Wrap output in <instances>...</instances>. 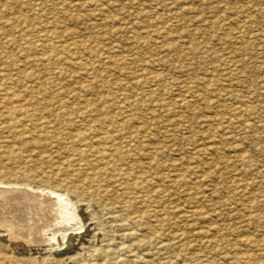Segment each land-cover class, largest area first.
Here are the masks:
<instances>
[{"label": "rangeland", "instance_id": "rangeland-1", "mask_svg": "<svg viewBox=\"0 0 264 264\" xmlns=\"http://www.w3.org/2000/svg\"><path fill=\"white\" fill-rule=\"evenodd\" d=\"M0 1V95L52 100L0 181L74 213L0 264H264V0Z\"/></svg>", "mask_w": 264, "mask_h": 264}, {"label": "bare ground", "instance_id": "bare-ground-1", "mask_svg": "<svg viewBox=\"0 0 264 264\" xmlns=\"http://www.w3.org/2000/svg\"><path fill=\"white\" fill-rule=\"evenodd\" d=\"M1 2L2 1H0V4H1ZM19 17H20V15H19ZM52 23H53V21H52ZM11 24L15 25L14 23H11ZM48 24L50 25V23H48ZM44 27H46V26H44ZM47 27H48V25H47ZM47 27H46V29H47ZM51 29H54V28H51ZM52 31H54V30H52ZM18 33H19V31H18ZM21 34H22V32H21ZM50 35H52V34L50 33ZM43 36H44V34L42 35V37ZM45 36H46V34H45ZM47 38L44 37V39H47ZM23 42H22V44H23ZM30 44H32V43H30ZM27 45L29 46V44H27ZM32 46L33 45H30L31 48H32ZM9 48H10V46H9ZM50 48H51V46H50ZM32 52H34V51H31V53ZM40 56H42V55L40 54ZM47 58L49 60L52 57L49 55V57H47ZM6 62L8 64L12 63V62L9 63L8 60H6ZM7 63H6V65H7ZM5 69H7V68H5ZM4 73L5 72H3L1 74H4ZM64 75H62V76H64ZM5 80H6V78H5ZM8 82H10V81H8ZM6 84H8V83H6ZM13 85H15V84H13ZM2 87H0V88H2ZM20 87H22V86H20ZM5 88H7V87L5 86ZM16 88H14V89L12 88L11 91L3 88V90H4V92L2 93L3 96L0 95L1 96L0 97V107L2 109V114L5 117V119L3 118V122H5V124H6L5 126L4 125H2V126H4L3 128H5V130L8 128L9 132L11 131V129H15L18 125L21 126V124H23L24 122L31 120V116L34 114V112L36 110H39L40 107L47 105L50 101L52 102V100L41 99V98H37L35 96H31L29 98V97H27L28 95L27 96L24 95L26 97H21V95L19 94V92L21 90L18 87L19 91L16 92ZM26 91H27V89L25 90V94H26ZM29 91L32 93V90H29ZM49 95H51V94H49ZM49 95H47V96H49ZM47 96H45V98ZM2 114H0V115L2 116ZM49 122L50 121L47 120V123H49ZM41 125H43V123ZM21 133L23 135L24 131H21ZM33 137H34V135H33ZM0 182H2V183L6 182L7 184L10 183V185L14 184V182L17 183V181H13V182L12 181H0ZM23 182H25V181H23ZM25 184H28V183H25ZM12 186L11 187L0 186V226H1V228L5 227V231L7 230L6 228H8L7 233H8V236L10 239H12V240L15 239V240H20V241L23 240L25 243H29V244L33 245V244L40 243L42 241L51 240L54 237L55 230L59 229L60 227H63L62 229L67 230V226L64 227V224L69 223V221L73 219L74 213H72L70 211V209H71L70 202H69L70 198L68 199L67 198L68 196L64 197V195H63V194H65L64 192L61 193L59 191H56L55 189H50L51 187L47 190L46 188H40V187L35 186V187H31L32 190H30V188H27L26 186H22V187L21 186L20 187H15V186L12 187ZM69 196H70V194H69ZM37 245H41V244H37Z\"/></svg>", "mask_w": 264, "mask_h": 264}]
</instances>
